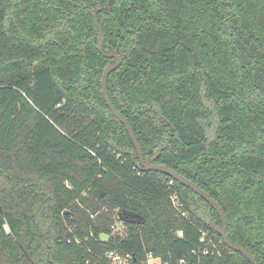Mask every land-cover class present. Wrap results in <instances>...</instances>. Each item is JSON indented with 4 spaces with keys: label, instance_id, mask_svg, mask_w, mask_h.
<instances>
[{
    "label": "trees",
    "instance_id": "trees-1",
    "mask_svg": "<svg viewBox=\"0 0 264 264\" xmlns=\"http://www.w3.org/2000/svg\"><path fill=\"white\" fill-rule=\"evenodd\" d=\"M108 1L0 0V264H110L111 251L253 264L209 229L221 223L200 196L136 168L101 92L114 58L95 18L121 57L109 97L144 159L161 150L156 162L215 199L230 241L264 264V0ZM199 228L217 244L207 255L192 253Z\"/></svg>",
    "mask_w": 264,
    "mask_h": 264
},
{
    "label": "water",
    "instance_id": "water-1",
    "mask_svg": "<svg viewBox=\"0 0 264 264\" xmlns=\"http://www.w3.org/2000/svg\"><path fill=\"white\" fill-rule=\"evenodd\" d=\"M108 1V5L109 2ZM95 18V14H94ZM96 25L99 29V36H98V50L106 57H113L115 58L114 62L108 63L103 70L102 76H101V92L103 95V98L111 111V113L125 126V129L130 137V140L135 147V152L136 154H132V159L134 160L135 166L140 170V171H155L161 174H164L168 177H171L173 180L179 182L183 186L189 188L192 190L194 193H196L198 196H200L204 201H206L212 208L213 210L217 213L219 220H220V225H217L212 219H208L207 225L210 230H212L215 234L221 237L222 242L225 244L227 248H229L232 251H236L241 253L242 255L246 256L249 258L253 264H256V261L251 254V252L239 245L235 244L230 241L226 234V228H227V220L225 217L224 212L218 205V203L213 199L204 189H202L197 183L193 182L183 174L175 171L174 169L164 165V164H159L156 162V159L160 153L161 150H159L154 156L151 158L145 160L143 153L141 151V148L136 140L134 131L130 125V123L127 121V119L119 112V110L114 106L112 103L109 94H108V89H107V78L108 75L111 71L116 69L120 63H121V58L119 54L115 50H111L110 52H104L103 51V43H104V35L102 31V27L99 22H97V19L95 18ZM164 118L163 116H161ZM167 121V119H165ZM120 220L122 222H133V223H140L143 221V218L134 212L128 211V210H121L118 212Z\"/></svg>",
    "mask_w": 264,
    "mask_h": 264
},
{
    "label": "built area",
    "instance_id": "built-area-1",
    "mask_svg": "<svg viewBox=\"0 0 264 264\" xmlns=\"http://www.w3.org/2000/svg\"><path fill=\"white\" fill-rule=\"evenodd\" d=\"M170 199H171L173 206L179 210L181 208V205L179 204V202L177 200V195L176 194L171 195ZM118 212L119 211H116V214L114 216L115 218H120ZM182 214H184V213H182ZM121 222L115 221L113 224H111V229H112L113 233H118V234L123 233V228L121 231L117 228V224H121ZM199 231H200V241L203 244L200 247H198V249H193L192 253L197 254V255H207L209 253V248L210 247L216 248L217 244L214 241L213 235H211L208 230L203 229V228H199ZM177 235L181 236L182 234H181V232H177ZM148 254H151V253H148ZM148 254L146 255V260L143 261L141 264H148ZM151 256L153 257L152 254H151ZM153 258H159V264H169L168 262L163 263L161 257H153ZM107 259L110 262L113 260V262L118 261L119 263L121 262V259H123V264H130L131 263V256L130 255H128V254L127 255H120V254H117V253L112 252V251L107 254ZM177 263L178 264H185V261L183 259H180L177 261Z\"/></svg>",
    "mask_w": 264,
    "mask_h": 264
},
{
    "label": "clouds",
    "instance_id": "clouds-1",
    "mask_svg": "<svg viewBox=\"0 0 264 264\" xmlns=\"http://www.w3.org/2000/svg\"><path fill=\"white\" fill-rule=\"evenodd\" d=\"M148 264H159V258H153L151 254H148Z\"/></svg>",
    "mask_w": 264,
    "mask_h": 264
},
{
    "label": "rangeland",
    "instance_id": "rangeland-1",
    "mask_svg": "<svg viewBox=\"0 0 264 264\" xmlns=\"http://www.w3.org/2000/svg\"><path fill=\"white\" fill-rule=\"evenodd\" d=\"M117 228L121 231L122 230V225L121 224H117ZM102 238H106L105 235H102L101 236ZM110 264H123V259H121V262L119 263L118 261H114L113 260L110 262Z\"/></svg>",
    "mask_w": 264,
    "mask_h": 264
},
{
    "label": "flooded vegetation",
    "instance_id": "flooded-vegetation-1",
    "mask_svg": "<svg viewBox=\"0 0 264 264\" xmlns=\"http://www.w3.org/2000/svg\"><path fill=\"white\" fill-rule=\"evenodd\" d=\"M107 5H108V4H107ZM112 50H115V49H112ZM110 51H111V50H110ZM110 51H109V52H110ZM115 51H116V50H115ZM104 52H105V51H104ZM116 52H117V51H116ZM107 53H108V52H107ZM117 53H118V52H117ZM119 56H120V55H119ZM110 58H113V57H110ZM120 58H121V57H120ZM114 61H115V58H114ZM114 61H112V62H114ZM109 63H110V62H109ZM107 64H108V63H107ZM107 64H106V65H107ZM160 117H161V116H160Z\"/></svg>",
    "mask_w": 264,
    "mask_h": 264
}]
</instances>
